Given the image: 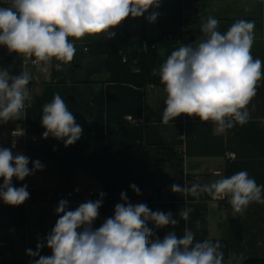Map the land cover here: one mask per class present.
I'll return each instance as SVG.
<instances>
[{
  "label": "crops",
  "instance_id": "0c3cea01",
  "mask_svg": "<svg viewBox=\"0 0 264 264\" xmlns=\"http://www.w3.org/2000/svg\"><path fill=\"white\" fill-rule=\"evenodd\" d=\"M152 12L159 15L150 23L146 17ZM208 16L220 21L218 30L221 33L238 19L254 21L255 40L251 54L254 59L262 61V79L249 106H255L252 119L225 132L217 131L211 121L202 122L199 117L184 114L168 124L162 123L166 99L164 85L135 87L115 82L113 73L107 68L106 55L89 50L93 42H116L123 37L130 41H149L154 44L158 70L176 47L203 38L200 26ZM111 31L115 33L112 38L100 34L76 40L72 62L62 65L59 71L54 66L55 60L49 65L43 62L36 66L24 65L19 58L6 56L5 46L0 45V69H8L12 75L28 72L33 101L25 109L23 119L0 123V147L10 149V128L41 124L43 106L58 93L81 125L82 135L92 145L96 138L102 137L112 146L144 150L146 162L130 168L131 178L140 190L139 195L134 191L133 205L143 203L152 211L171 212L178 220L175 226L154 229L155 237L163 239L170 231L181 237L184 229L190 228L196 241L227 240V264L230 261L235 264L231 260L232 254L243 253L246 259H264V204L252 203L243 216H234L227 198L213 200L203 195L185 198L171 191L173 184H204L239 171H247L258 185H264V124L261 123L264 119V0H160L158 8H150L138 18L129 16ZM28 135L34 136L29 130ZM228 153L235 154V157L228 158ZM37 160L43 167L33 171L31 181L36 189L77 186L83 190L68 203V210L89 201L90 197L84 192L88 189L93 191V201L102 200L99 216L92 226L94 230L99 228L105 220L104 200L100 195L102 183L93 172L70 169L60 183L55 160L46 159L37 152L29 164L31 169ZM2 183L3 178H0ZM12 183L21 187L26 184V177L23 181L14 177ZM184 208L192 210L187 220L179 216ZM58 218L56 208L44 203L10 206L0 199V264H18L20 247L34 249L37 243L46 246L45 238ZM231 220L241 225L239 241L229 224ZM149 227L154 228V225L150 223Z\"/></svg>",
  "mask_w": 264,
  "mask_h": 264
},
{
  "label": "clouds",
  "instance_id": "9594fccd",
  "mask_svg": "<svg viewBox=\"0 0 264 264\" xmlns=\"http://www.w3.org/2000/svg\"><path fill=\"white\" fill-rule=\"evenodd\" d=\"M159 4L160 0H10V6H0V45L24 58L34 57L33 63L49 65L55 60L59 71L72 62L76 40L100 34L112 38L111 29L126 18L141 17ZM158 15L152 12L146 18L152 23ZM219 23L208 16L200 26L202 39L179 45L158 70H152L166 93L162 123L184 114L211 121L217 131L225 132L252 119L255 106H249L262 79V61L251 54L255 22L238 19L224 33L218 30ZM30 80L28 72L12 75L8 69H0V123L24 118L33 102ZM41 126L43 138L62 140L65 147L78 141L83 131L58 93L43 106ZM28 164L25 155H13L9 148L0 147V199L5 204L19 206L29 198L27 185L17 188L12 183L14 177L23 181L43 167L39 160L33 162V169ZM130 187L140 194L135 184ZM171 191L185 198L203 194L213 200L227 198L234 216H243L252 203L264 204V185H258L247 171L204 184H173ZM121 200L124 203L115 205L114 216L95 230L92 226L102 200H89L74 210H68L66 200L59 201V218L45 238L52 254L40 255L45 245L37 243L35 252L26 250L29 256L38 257L33 264H225L219 240L196 241L190 228L181 237L174 231L163 239L155 237L154 229L178 223L173 214L152 211L143 203L133 205L124 192ZM191 211L184 208L179 216L187 220ZM244 259L243 253L231 256L235 264Z\"/></svg>",
  "mask_w": 264,
  "mask_h": 264
},
{
  "label": "trees",
  "instance_id": "16d2710c",
  "mask_svg": "<svg viewBox=\"0 0 264 264\" xmlns=\"http://www.w3.org/2000/svg\"><path fill=\"white\" fill-rule=\"evenodd\" d=\"M90 51L105 54L107 57V68L114 75V81L125 83L135 87H144L147 84H160L157 76L152 75L156 69V56L154 44L149 41H130L127 38H120L116 42H93L90 44ZM29 132L37 138L35 149L38 155L46 159H53L57 163L58 178L62 183L63 176L70 169H89L96 179L102 183L104 193L105 220L114 216L115 205L124 203L121 200V193H126L128 202L134 204V191L130 185L134 184L130 175V168L134 164L146 162V154L141 148L112 146L105 142L104 138H96L92 145L90 140L81 135L80 139L73 145L65 147L62 140L51 136L43 138L45 129L41 124L29 125ZM60 142L58 148L49 146L50 141ZM32 184V181H29ZM57 189H62L61 187ZM204 198L210 199L207 194ZM104 220V221H105ZM229 224L235 232L236 240L241 239V225L234 220ZM219 240L224 252L225 264H227L229 243L223 238L210 239ZM203 241V240H199ZM21 252V259L18 264H33L38 257L27 254L28 249L18 248ZM33 252L36 248L31 249ZM51 249L44 246L40 255L50 256ZM242 264H264V259H245Z\"/></svg>",
  "mask_w": 264,
  "mask_h": 264
},
{
  "label": "built area",
  "instance_id": "2783aa9c",
  "mask_svg": "<svg viewBox=\"0 0 264 264\" xmlns=\"http://www.w3.org/2000/svg\"><path fill=\"white\" fill-rule=\"evenodd\" d=\"M0 6H10V0H0ZM6 56H13L19 58L24 65L27 66H36L40 62L33 63V58H24L21 54L16 52H9L7 47L4 49ZM132 120L131 117L127 118ZM28 128L25 125H21L17 128H10L8 131V136L10 138L9 145L13 155L23 154L29 158V164L34 159L37 151L35 149L37 144V138L35 136L28 135ZM184 138V137H183ZM182 138V140H183ZM228 158H234L235 154L228 153ZM28 164V167H29ZM29 169H31L29 167ZM33 174L26 177L27 191L29 192V198L24 202V204H38L44 203L52 206V208H57L59 201L66 200L68 203L72 201L77 196H80L83 190L80 187H73L71 189H47L39 190L34 187L33 184L29 183L32 180ZM86 194L90 197L89 200H92L93 191L88 189Z\"/></svg>",
  "mask_w": 264,
  "mask_h": 264
},
{
  "label": "rangeland",
  "instance_id": "374dc122",
  "mask_svg": "<svg viewBox=\"0 0 264 264\" xmlns=\"http://www.w3.org/2000/svg\"><path fill=\"white\" fill-rule=\"evenodd\" d=\"M49 146L50 147H53V148H58L60 146V142L59 141H56V140H52L50 143H49Z\"/></svg>",
  "mask_w": 264,
  "mask_h": 264
}]
</instances>
